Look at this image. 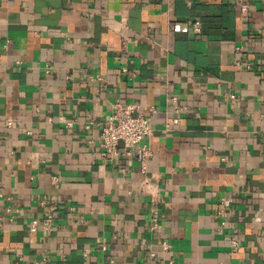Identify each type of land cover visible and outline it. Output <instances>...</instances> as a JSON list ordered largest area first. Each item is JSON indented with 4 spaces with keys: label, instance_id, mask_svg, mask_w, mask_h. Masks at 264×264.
Here are the masks:
<instances>
[{
    "label": "crops",
    "instance_id": "1",
    "mask_svg": "<svg viewBox=\"0 0 264 264\" xmlns=\"http://www.w3.org/2000/svg\"><path fill=\"white\" fill-rule=\"evenodd\" d=\"M239 1L0 0V264H264V0ZM115 101L150 114L144 172L88 142Z\"/></svg>",
    "mask_w": 264,
    "mask_h": 264
},
{
    "label": "built area",
    "instance_id": "2",
    "mask_svg": "<svg viewBox=\"0 0 264 264\" xmlns=\"http://www.w3.org/2000/svg\"><path fill=\"white\" fill-rule=\"evenodd\" d=\"M248 8V3L245 0L239 1L238 11L240 16H247ZM190 26L195 33H200L201 22L199 19L190 20ZM240 49L241 47L236 48L237 51H240ZM49 70V66L45 67L46 73L49 72ZM226 96L231 101H234L236 98V95L231 92L227 93ZM171 99L174 100L175 98L172 97ZM174 121H176V119H174ZM66 124L71 125L72 121H67ZM93 126L97 125L90 119L81 123V127L86 131ZM97 129L98 132L96 138L91 139L88 142L95 145L103 161L112 162L116 159L122 149L125 155L139 163L142 172L145 171L147 159L151 155L147 143V139L151 133L150 114L138 111L137 104L135 103L115 101L111 106L109 114L102 122L98 123ZM140 183V187L150 195L148 231L150 233L158 232L161 223L156 199L157 191L149 184L148 179L145 177ZM229 200V198H223L221 200L223 208L220 209L219 213L224 214V207L228 206ZM40 204L44 207V218L42 220L44 221L45 226L49 227L55 217V205L43 200L40 201ZM256 220H259V218L256 217ZM37 224L38 219H32L29 222L30 230L36 229ZM229 243L233 249L238 247V241L234 237L229 238ZM159 244L162 250H167L169 248V244L165 239H161ZM149 255L154 256V251H150Z\"/></svg>",
    "mask_w": 264,
    "mask_h": 264
}]
</instances>
